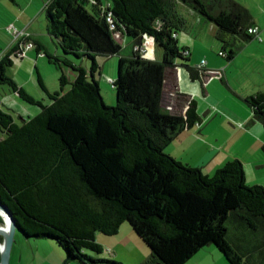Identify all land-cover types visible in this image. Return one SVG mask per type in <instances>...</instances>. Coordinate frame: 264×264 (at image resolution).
Instances as JSON below:
<instances>
[{
	"label": "trees",
	"instance_id": "16d2710c",
	"mask_svg": "<svg viewBox=\"0 0 264 264\" xmlns=\"http://www.w3.org/2000/svg\"><path fill=\"white\" fill-rule=\"evenodd\" d=\"M180 2L214 23L226 59L252 37L251 13L236 0H47V31L64 51L89 57L88 68L64 57L76 72L72 79L61 72L53 91L38 76L50 98L43 103L6 73L15 46L0 56V82L40 106L18 123L0 103V202L24 236L55 240L65 263L124 264L84 252L101 253L95 231L112 234L123 220L149 249L137 264H181L208 243L230 264H253L250 251L228 238L226 220L253 232L254 243L246 247L264 258V185L247 184L236 157L206 174L163 149L199 120L185 93H176L186 102L183 112L163 107L177 58L190 78L204 75L185 62L189 51L177 44L175 34L186 24ZM115 33L130 37L125 53ZM143 34L161 47L160 59L141 54ZM95 54L118 55L111 105L102 100L93 76ZM244 100L252 118L264 125V91Z\"/></svg>",
	"mask_w": 264,
	"mask_h": 264
},
{
	"label": "crops",
	"instance_id": "0c3cea01",
	"mask_svg": "<svg viewBox=\"0 0 264 264\" xmlns=\"http://www.w3.org/2000/svg\"><path fill=\"white\" fill-rule=\"evenodd\" d=\"M252 3V6L250 4H244V6L251 13L252 24H256L258 27L257 32L260 39L252 36L240 42L233 56L225 63L218 58L209 57L207 54L205 58L198 56L202 52L205 55L204 50L191 55L190 45H194L195 38L193 39L194 36L189 30L183 28L184 33L180 37V45L189 50L186 60L188 64L195 65L200 59H204L203 66L205 68L221 69V75L220 77L212 76L205 81L190 78L185 66L180 64L181 62H177L176 59L175 74L173 78L166 79L165 87L185 93L187 99L192 98L199 120L191 126L181 129L164 148L165 152L176 159L197 166L206 174L213 173L226 160L236 157L242 163L245 182L264 185V152L262 150L264 125L252 118L251 108L244 100L252 93L264 91V0H255ZM22 13L17 16L16 21L20 22ZM192 15L194 16V13ZM195 19L198 22L201 20L196 15ZM33 20L26 23V20H23L21 23L29 32V37L33 40L34 45L26 49L22 57L12 58L11 65L15 61L24 62V68L16 67L14 70L6 68V73L28 93L26 84L35 82L31 61L37 63L40 53L42 55H45V52L50 53L45 45V36L35 30ZM206 20L209 22V27L214 29V23L207 18ZM6 34L9 38L3 44V51L6 50L10 42V34L7 30ZM175 37L178 42L179 34L177 32ZM116 38L119 42L123 39L127 40L124 34L118 35ZM143 42L147 49L148 45H151V54H147V57L154 58L153 40L144 37ZM189 56L194 57L196 63L190 61ZM38 76L43 80L40 74ZM43 82L48 91L57 89L49 87L44 80ZM11 91L13 90L11 89ZM44 92L46 91L44 90ZM48 102H50V98ZM172 105L174 110L183 112L186 102L181 101L175 95L172 97ZM14 237L9 264H63V253L57 248V243L53 244L41 237L31 239L32 237L24 236L21 231H15ZM95 239L101 246L102 243L107 244L105 240L96 237ZM112 249L115 252L113 245ZM218 252L213 244L208 243L196 250L181 264H229Z\"/></svg>",
	"mask_w": 264,
	"mask_h": 264
},
{
	"label": "rangeland",
	"instance_id": "374dc122",
	"mask_svg": "<svg viewBox=\"0 0 264 264\" xmlns=\"http://www.w3.org/2000/svg\"><path fill=\"white\" fill-rule=\"evenodd\" d=\"M47 0H0V53L4 49V42L8 37L6 34V24L13 23L19 28L23 27L21 21L26 20L25 23L32 19L33 26L35 30L45 36V45L47 46L49 54L38 56L37 63H32V71L34 74L35 82H31L26 84V88L35 98L40 99L43 103H47L49 98L44 92L43 88L40 86L37 76L40 74L45 81V83L51 87H56L59 89V75L61 72H64L65 75L72 79L75 75V69L71 66L63 62V58H68L73 64H78L83 68L87 69L90 65V58L86 56H78L72 52H66L60 46L57 39L47 31L46 24V13L44 9L45 2ZM105 3V0H101ZM241 4H250L252 6V2L255 0H236ZM178 10L184 15L186 19L185 30H189L193 34L194 45H190V50H192L191 55L199 51H205V55L203 52L201 55L205 58L206 54L209 57H214L220 59L223 63L227 61V59L218 55V50L220 49V42L214 36V29L209 27V22H207L206 17L202 14L191 8L189 5L185 3L178 4ZM23 9V13H22ZM21 15L20 22L16 21L18 15ZM194 13V16L192 15ZM195 15L200 17L201 20L198 22L195 19ZM14 20V21H10ZM24 23V24H25ZM9 33V32H8ZM179 34V39L177 44L180 46L181 44V35L184 33L183 29L177 30ZM127 40L124 39L120 41L122 46L121 52L125 53L128 50V45L130 43V37L124 35ZM11 39V35H10ZM190 40V39H189ZM189 45V44H188ZM151 46V45H150ZM154 58H161V47L158 45H154ZM189 51V50H188ZM191 52V51H190ZM151 54V53H150ZM49 55H55L59 59L56 60ZM190 57V56H189ZM117 54L103 55V54H95L94 60L97 64V70L94 72L93 76L97 82L99 93L101 95L102 100L106 104L114 103V89L111 86L110 78L113 79L116 74L117 69ZM190 61L194 62V57H190ZM177 62H183V59L177 58ZM188 63V61H185ZM196 63V62H194ZM235 63V62H232ZM19 67L21 69L24 68V62H14L13 65L8 66L7 68H12L13 70ZM69 87V83L65 84V88ZM0 103L2 104V108L4 110L9 111L13 119L16 122H21V117L23 116H33L40 110V106L35 103H30L20 97L18 93L11 91L10 86L7 83L0 82ZM165 151V148H163ZM211 174V173H210ZM248 184V183H247ZM225 224L227 226V236L231 241L239 240V243L243 245L245 249L250 251L249 261L253 264H264V258L258 259L255 250H251V248L246 247L250 246L255 240L252 238L253 232H251L248 228H244L241 226H237L234 222L230 220H226ZM105 240L107 244L102 243V251L99 254L94 253L89 249H84L86 254L91 256H101L106 258H111L114 260L121 261L124 264H137L140 260H142L149 252L147 245L139 238L131 229L129 223L126 220H123L119 223L117 230L112 234H105L100 231H95L94 239ZM240 238V239H239ZM33 239V238H31ZM51 243L56 244L55 240L51 238H46ZM96 240V239H95ZM114 246V251L112 250V245ZM57 248L61 253H63L62 262L63 264H112L108 261H94V262H79L77 259H71L68 263H65V252L63 248L56 244ZM219 251V250H218ZM221 257L224 258L223 254L219 251ZM226 260V259H225ZM228 263V262H227ZM230 264V263H229Z\"/></svg>",
	"mask_w": 264,
	"mask_h": 264
},
{
	"label": "built area",
	"instance_id": "2783aa9c",
	"mask_svg": "<svg viewBox=\"0 0 264 264\" xmlns=\"http://www.w3.org/2000/svg\"><path fill=\"white\" fill-rule=\"evenodd\" d=\"M106 19L110 21V17L108 13L106 14ZM6 29L11 35V39L9 42V45L6 47V50L3 51L1 54L5 53L10 47L15 46L14 50H12L9 54L11 58H19L22 57L25 54L26 49L32 47L34 45L33 40L29 37V32L25 29V27L19 28L13 23H9L6 25ZM258 27L256 24H251L247 27V31L252 34L253 37L260 39L258 36ZM116 37L119 35L118 33L114 34ZM144 37H149L152 40V37L149 35L143 34ZM147 47L145 43H141L140 52L143 56L147 57ZM0 54V56H1ZM218 54H222L221 51H218ZM204 59H200L198 63L195 64L197 67H201L203 69L204 75L202 76V81H205L212 76L214 77H220L221 75V69H208L203 66ZM111 81V79H110ZM177 91L173 88H166L164 87V103L163 107L165 109H173L172 105V97L176 95Z\"/></svg>",
	"mask_w": 264,
	"mask_h": 264
},
{
	"label": "water",
	"instance_id": "95a60500",
	"mask_svg": "<svg viewBox=\"0 0 264 264\" xmlns=\"http://www.w3.org/2000/svg\"><path fill=\"white\" fill-rule=\"evenodd\" d=\"M0 264H9V257L12 244L15 240V231H20L15 218L10 212L8 206L0 202Z\"/></svg>",
	"mask_w": 264,
	"mask_h": 264
},
{
	"label": "bare ground",
	"instance_id": "6f19581e",
	"mask_svg": "<svg viewBox=\"0 0 264 264\" xmlns=\"http://www.w3.org/2000/svg\"><path fill=\"white\" fill-rule=\"evenodd\" d=\"M150 53H151V46H150V44H149V45H148V51H147V54L150 55Z\"/></svg>",
	"mask_w": 264,
	"mask_h": 264
}]
</instances>
